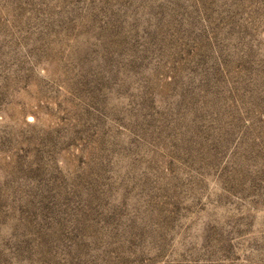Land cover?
Listing matches in <instances>:
<instances>
[{
    "label": "rangeland",
    "instance_id": "obj_1",
    "mask_svg": "<svg viewBox=\"0 0 264 264\" xmlns=\"http://www.w3.org/2000/svg\"><path fill=\"white\" fill-rule=\"evenodd\" d=\"M0 264H264V0H0Z\"/></svg>",
    "mask_w": 264,
    "mask_h": 264
}]
</instances>
